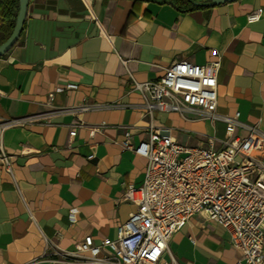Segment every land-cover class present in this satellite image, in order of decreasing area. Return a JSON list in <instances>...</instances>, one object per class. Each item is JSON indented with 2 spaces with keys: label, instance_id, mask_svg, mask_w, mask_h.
Instances as JSON below:
<instances>
[{
  "label": "crops",
  "instance_id": "crops-1",
  "mask_svg": "<svg viewBox=\"0 0 264 264\" xmlns=\"http://www.w3.org/2000/svg\"><path fill=\"white\" fill-rule=\"evenodd\" d=\"M191 1L30 0L19 39L0 56V264H88L68 255L85 236L116 238L136 208L122 195L146 164L122 146L125 130L134 146L149 133L134 82L158 79L173 61L205 64L217 50V113L264 132V0ZM7 32L5 23L0 39ZM153 124L182 145L212 137L220 148L227 138L225 122L198 108L155 112ZM239 258L227 230L196 213L158 264Z\"/></svg>",
  "mask_w": 264,
  "mask_h": 264
},
{
  "label": "built area",
  "instance_id": "built-area-1",
  "mask_svg": "<svg viewBox=\"0 0 264 264\" xmlns=\"http://www.w3.org/2000/svg\"><path fill=\"white\" fill-rule=\"evenodd\" d=\"M262 11L249 13L247 21L259 20ZM213 56L205 64L175 60L158 79L134 82L144 99L140 107L149 117L147 138L134 146L131 131L125 130L122 141L123 148L146 160L142 183L128 184L122 195L136 208L119 224L115 239L96 243L85 236L68 255L88 264H158L173 233L196 213H204L227 230L231 247L240 255L235 264H264V132L241 123L238 114L217 113L221 60L217 50ZM186 108L225 122L227 138L220 148L212 137L205 144L182 145L169 127L153 124L155 112L182 113ZM237 127L247 134L236 136ZM2 161L13 177L12 162L4 153Z\"/></svg>",
  "mask_w": 264,
  "mask_h": 264
},
{
  "label": "water",
  "instance_id": "water-1",
  "mask_svg": "<svg viewBox=\"0 0 264 264\" xmlns=\"http://www.w3.org/2000/svg\"><path fill=\"white\" fill-rule=\"evenodd\" d=\"M235 0H210L212 4H219L224 2H232ZM30 0H19L18 2V12L14 24V28L11 34L0 44V56L7 53L19 39L23 26L27 17V11Z\"/></svg>",
  "mask_w": 264,
  "mask_h": 264
},
{
  "label": "trees",
  "instance_id": "trees-1",
  "mask_svg": "<svg viewBox=\"0 0 264 264\" xmlns=\"http://www.w3.org/2000/svg\"><path fill=\"white\" fill-rule=\"evenodd\" d=\"M176 3L181 2V0H174ZM190 5H195V3L191 0ZM18 2L19 0H0V30L2 29L3 25L6 23L8 25V32L5 38L0 39V44L8 38L11 34L17 12H18ZM183 3V1H182ZM180 4V3H179Z\"/></svg>",
  "mask_w": 264,
  "mask_h": 264
}]
</instances>
